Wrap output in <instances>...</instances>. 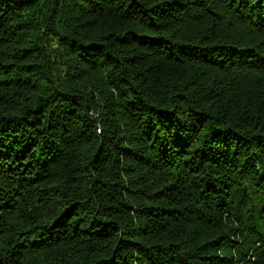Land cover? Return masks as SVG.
I'll return each instance as SVG.
<instances>
[{"label":"trees","instance_id":"obj_1","mask_svg":"<svg viewBox=\"0 0 264 264\" xmlns=\"http://www.w3.org/2000/svg\"><path fill=\"white\" fill-rule=\"evenodd\" d=\"M0 264H264V0H0Z\"/></svg>","mask_w":264,"mask_h":264}]
</instances>
